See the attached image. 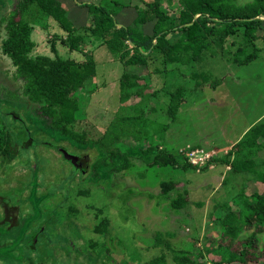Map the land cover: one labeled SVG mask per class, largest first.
<instances>
[{
	"label": "rangeland",
	"instance_id": "obj_1",
	"mask_svg": "<svg viewBox=\"0 0 264 264\" xmlns=\"http://www.w3.org/2000/svg\"><path fill=\"white\" fill-rule=\"evenodd\" d=\"M17 1L0 0L1 19L10 15ZM61 1L76 26L91 23L87 8L76 6L72 0ZM128 1L106 0V4L114 7L116 2ZM177 1L168 12L176 24L181 21L182 8ZM251 1L234 0V3L244 5ZM140 6L144 7L142 3ZM118 11V24L131 25L136 10L130 7ZM33 12L29 17L36 43L33 56L54 57L52 48L56 47L63 58L83 61L87 54L96 62L97 74L90 84L97 86V90L88 102L86 119L76 126L77 132L99 141L121 118H135L129 127L132 134L110 144V148L128 156L131 166L117 170L123 161L115 157L114 166H100L97 176L92 174L94 163L107 157V141L85 146L70 139L63 141L58 132L37 116V105L26 100L21 82L14 80L16 69L0 51V83L5 81L13 89L12 98L15 96L17 104L11 106L14 110L11 114L19 113L28 124L40 129L41 134L34 135L41 143L62 146L74 157L86 156L89 164L83 176L59 151L36 144L28 150L19 148L13 163L0 167V219L5 216L3 207L7 204L19 208L17 216L21 223L10 240L6 241L5 235L0 237L1 243H8L0 248V264H43L40 253L45 264H151L159 256L158 234L172 248L191 252L199 262H216L225 257L219 247L224 239L222 222L230 211L241 207L237 203L240 199L251 202L254 195L264 193V182L250 174L236 173L225 163L209 164V160L225 156L230 160L252 159L264 168V145L260 148L238 145L250 136L252 127L264 122V39L248 45L239 33L230 36L223 45L231 54L225 56L217 47L215 56L208 52L201 61L173 64L168 71L164 70L162 56L154 52L156 63L138 75L143 76L138 80L140 95L123 97L120 79L124 66L118 53L103 38L86 36L82 51L71 52L61 44L59 38H66V34L60 25L37 9ZM5 27L6 23L0 21V47ZM152 27L150 23L143 29L151 34ZM170 36L177 38L174 34ZM243 46L247 54L261 50L258 59L243 65L234 62L235 52ZM218 79L222 83L215 90L210 84ZM179 89L183 94L182 105L172 119L167 110L171 93ZM3 122L12 134L22 131L23 142L29 138L23 125L12 116H3ZM16 144L21 145L19 139ZM159 152L178 154L180 162L187 161L197 168L150 166ZM162 182L176 184L175 189L163 195ZM185 190H189V204L174 211L172 200ZM223 203L224 210L219 213L217 207ZM41 212L43 217L39 218ZM40 226L43 233L35 250L21 244ZM254 229L240 234L232 250L240 249V243ZM260 241L264 246V236ZM252 256L247 264H259ZM165 264H173L169 254Z\"/></svg>",
	"mask_w": 264,
	"mask_h": 264
},
{
	"label": "trees",
	"instance_id": "obj_2",
	"mask_svg": "<svg viewBox=\"0 0 264 264\" xmlns=\"http://www.w3.org/2000/svg\"><path fill=\"white\" fill-rule=\"evenodd\" d=\"M173 2L174 0L147 2L145 0H130L126 3L116 2V6L110 7L106 4V0L84 2L72 0L76 6L87 8V18L91 19L89 25L80 26L75 25V19L69 14L61 0H18L7 18L2 17L1 19L0 17L1 23H6V34L0 51L16 69L14 80L21 82L26 100L37 105L35 110L37 116L47 126L49 125L48 127L52 131L58 132L63 141L70 139L81 146L89 143L103 144V140L107 141L105 147L109 161L105 157L94 163L92 174L95 176H97L100 166H114L115 157H119L123 161L117 170L130 168L131 162L128 156L117 149L110 148V144L125 140L132 134L129 127L135 118L133 116L121 118L112 124L103 140L93 141L86 138V133H78L76 126L86 119L88 102L91 95L97 90V86L90 84L97 74L96 62L87 54H84L83 61L63 58L58 55L56 47L52 48V52L56 54L54 57L33 56L36 43L33 40L34 27L29 17L33 15V10L37 9L47 17L53 18L66 34V38L64 36L57 37L61 39L62 46L67 47L71 52L82 51L80 47L85 42L86 36L103 38L108 47L118 53L124 66V72L120 79L121 90L125 92L123 97L140 95L139 88L141 86L138 80L143 76L139 77L138 75L144 71L143 69H149L156 63V58L152 57L154 52L162 56L164 70L168 71L167 69L173 64L187 65L192 61H201L208 52L215 56L217 47L225 56L231 54L223 46L230 36L242 33L244 41L248 45H254L259 38L264 39V0H252L244 5H237L234 0H178L177 3L182 8L179 13L181 21L177 24L168 13ZM141 3L144 7L140 6ZM130 7L136 10V17L131 25L120 26L117 21L118 9ZM197 15L199 16L196 18ZM150 23L153 24L152 33L148 34L144 31L143 26ZM260 33L261 35H259ZM172 34L177 38L170 36ZM260 51L257 49L253 53L247 54L246 48L240 47L235 52L233 61L239 65L254 62L260 56ZM221 83L222 80H215L210 84V87L216 90ZM13 92V89L7 87L5 81L3 84L0 83V167L13 163L17 159L19 148L28 150L36 144L51 147L64 156L63 150L65 149L62 146H56L54 143H41V140L35 138L34 135V133L41 134L40 129L28 124L27 120L19 113L11 114L12 111L14 112L11 106H17L15 96L12 98ZM153 93L157 94L156 91ZM171 95L172 100L167 113L172 119H175L182 105L183 94L179 89ZM19 108L24 109L20 105ZM3 116H12L17 123L23 125L22 129L29 138L23 142L22 131L10 133L7 124L3 122ZM27 124L31 127H28ZM17 139L21 145L16 144ZM238 145H246L249 148H260L264 145V122L252 127L250 136ZM234 149L231 150V154ZM75 158L79 160L77 168L65 157L83 175L89 166L87 164L88 157ZM215 163H225L236 173L250 174L264 182V168H261L259 163L252 159L230 160L225 156L209 160V164ZM169 165L177 166L183 170L197 168L196 165L187 161L180 162L178 154L165 152H159L150 163V166L156 167ZM175 186L176 184L172 182H162V194L167 195L175 189ZM188 194L189 190H185L172 200L171 207L174 211L183 210L189 204ZM237 203L241 207L230 211L220 227L224 239L219 242V247L225 252V257H221L216 262H199L191 252L172 248L163 239V235L158 234L156 246L160 249L159 256L152 260L151 264H165L167 254L171 256L173 264H247L253 258L252 255L259 261V264H264V246L260 245L261 236H264V193L254 195L251 202L240 199ZM224 207L225 203L218 206V212H222ZM3 208L5 216L0 219V237L7 236V241L10 240L9 237L12 234L17 233L13 230H18L21 223L17 216L18 207L5 204ZM42 213L39 218L43 217ZM240 224L241 226H239ZM253 228H255L254 232L244 239L246 241L240 243L241 248L233 251L234 243L240 240L238 236ZM2 229H4V234L1 233ZM42 233L43 229L40 226L33 235L28 234V239H24L21 244L35 250L37 239ZM1 242L2 240H0V248L8 245V243ZM223 242L228 243L224 245ZM39 257H42L41 263L45 264V258L41 253Z\"/></svg>",
	"mask_w": 264,
	"mask_h": 264
},
{
	"label": "water",
	"instance_id": "obj_3",
	"mask_svg": "<svg viewBox=\"0 0 264 264\" xmlns=\"http://www.w3.org/2000/svg\"><path fill=\"white\" fill-rule=\"evenodd\" d=\"M198 17V15L196 16ZM189 25V24H188ZM64 156L66 157V159L68 161H70L73 165L77 167H79V160L77 158H75L74 156L70 155L67 151L63 150Z\"/></svg>",
	"mask_w": 264,
	"mask_h": 264
}]
</instances>
